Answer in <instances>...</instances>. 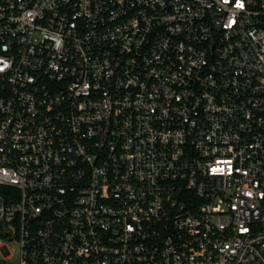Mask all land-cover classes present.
Returning <instances> with one entry per match:
<instances>
[{
  "label": "built area",
  "instance_id": "obj_1",
  "mask_svg": "<svg viewBox=\"0 0 264 264\" xmlns=\"http://www.w3.org/2000/svg\"><path fill=\"white\" fill-rule=\"evenodd\" d=\"M0 68V264H264V0H0Z\"/></svg>",
  "mask_w": 264,
  "mask_h": 264
},
{
  "label": "snow or ice",
  "instance_id": "obj_2",
  "mask_svg": "<svg viewBox=\"0 0 264 264\" xmlns=\"http://www.w3.org/2000/svg\"><path fill=\"white\" fill-rule=\"evenodd\" d=\"M244 5H243V3L241 2L240 4H238V7H243Z\"/></svg>",
  "mask_w": 264,
  "mask_h": 264
},
{
  "label": "clouds",
  "instance_id": "obj_3",
  "mask_svg": "<svg viewBox=\"0 0 264 264\" xmlns=\"http://www.w3.org/2000/svg\"><path fill=\"white\" fill-rule=\"evenodd\" d=\"M3 69L2 68H0V71H2Z\"/></svg>",
  "mask_w": 264,
  "mask_h": 264
}]
</instances>
